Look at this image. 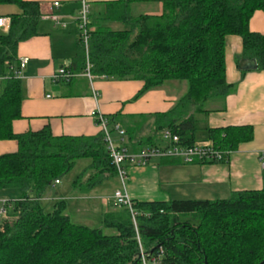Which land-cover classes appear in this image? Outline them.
<instances>
[{"label":"trees","instance_id":"16d2710c","mask_svg":"<svg viewBox=\"0 0 264 264\" xmlns=\"http://www.w3.org/2000/svg\"><path fill=\"white\" fill-rule=\"evenodd\" d=\"M142 1H108L101 16L88 15L85 56L78 38L81 71L88 63L92 76L140 81L136 98L171 81L185 82V92L168 111L149 116L153 122L145 138L135 135L146 115L129 116L126 122L119 115L103 117L110 132L115 125L124 130L129 153L162 147L165 130L178 136L180 146L194 147L195 115L208 112L231 91L225 38L240 37L244 58L255 59L264 70V34L249 29L254 12L264 13V0H160V14L131 16V5ZM2 5L18 11L7 15V30L0 28V141L14 140L17 148L0 155V199L6 200L0 214V264H143L141 253L146 264L264 261V187L212 201L131 200V208L117 205L91 227L73 222L63 200L42 201L80 159L89 160L71 182L80 195L110 183L117 171L101 130L89 137L54 136L47 127L11 131L23 98L17 47L38 34L41 11L36 1L0 0ZM110 23L122 28L112 29ZM248 133L238 127L211 129L207 147L223 152L225 160Z\"/></svg>","mask_w":264,"mask_h":264},{"label":"crops","instance_id":"0c3cea01","mask_svg":"<svg viewBox=\"0 0 264 264\" xmlns=\"http://www.w3.org/2000/svg\"><path fill=\"white\" fill-rule=\"evenodd\" d=\"M26 1L39 3L41 19L37 26L38 34L20 42L17 47V61L27 58V62L18 76L23 98L21 117L11 124L13 133L47 127L54 136H94L100 128L90 113L99 109L103 116L119 115L123 122L129 116L146 115L135 135L136 138H145L153 122L149 116L168 111L185 92V82H173L136 98L142 87L140 81L101 75L89 81L81 71L78 41L77 15L82 0ZM85 1L91 17H96L102 15L103 3L114 0ZM2 8L0 17H8L18 11L15 5H2ZM161 11L160 0H144L130 7L131 16L160 14ZM50 15L56 16V20ZM109 26L122 28L119 23H110ZM249 29L264 34V13L254 12ZM241 59H244L241 38L227 36L225 78L231 85V91L223 99L211 103L208 112L195 115L193 139L196 146L211 145L209 131L229 127L242 128L243 132H249V138L239 142L236 149L220 162L186 164L176 157L152 158L146 166L125 162L126 177L122 191L132 201H212L227 199L234 192L264 187V168L259 160V155L264 153V70H240L238 63ZM60 68H65L72 76L64 81H54L53 75ZM93 90L97 97L93 96ZM136 120L140 123V118ZM111 138L114 143L118 142L117 133L111 134ZM16 148L14 140L0 141V155L14 152ZM115 180L121 184L118 176ZM118 188L121 189L122 185L110 188V193L101 197L99 203L96 202L99 187L86 195L75 193L82 200L75 212L82 215V212L92 211L96 218L94 225H99L101 215L116 206L112 196ZM60 197L62 194H56L50 200L53 202Z\"/></svg>","mask_w":264,"mask_h":264},{"label":"built area","instance_id":"2783aa9c","mask_svg":"<svg viewBox=\"0 0 264 264\" xmlns=\"http://www.w3.org/2000/svg\"><path fill=\"white\" fill-rule=\"evenodd\" d=\"M57 6V3H54ZM89 5L85 0L81 1V7L77 15V26H78V38L80 39L85 55L87 54L88 49V40L90 36V30L88 29L89 22ZM53 20H56V16L50 15ZM10 26V18L9 17H0V28L2 30H7ZM27 62V58H22L19 61V68L16 71L17 76H19L20 70L24 68ZM89 65L86 64V69L84 70V75L86 78L91 81L94 76L90 74ZM72 76L71 72L66 70L65 68H60L53 75L54 81H64L69 79ZM104 77V76H103ZM93 96L97 97V93L93 90ZM91 116L94 120L98 121L97 126L104 133V140L107 143V148L109 151V155L111 158V162L116 168L117 176L121 180V189H117L113 192V201L115 205H125L128 208H131V199L126 195L122 189L124 188L123 180L126 177L125 170V162L133 163L138 166H146L152 158H163V157H176L179 158L181 162L186 164L203 162V161H214L220 162L224 159L223 152L218 150H214L212 147L207 146H194V147H183L178 144V136L171 134L169 131L165 130L162 132V138L167 142L162 147L152 148L147 147L139 151L138 153H129L124 144L125 141V133L124 130L115 125L113 127L115 133L118 135V142L114 143L111 138V132L107 125L106 119L103 117L102 113H100L99 109L92 111ZM228 153L226 152L225 155ZM228 156V155H227ZM259 160L262 168H264V153L259 155ZM59 182L56 180L55 184ZM5 199H0V214H5L4 203ZM142 263H145L144 255L141 253Z\"/></svg>","mask_w":264,"mask_h":264},{"label":"rangeland","instance_id":"374dc122","mask_svg":"<svg viewBox=\"0 0 264 264\" xmlns=\"http://www.w3.org/2000/svg\"><path fill=\"white\" fill-rule=\"evenodd\" d=\"M3 7H5V6H3ZM0 9H3L2 6H0ZM173 82L181 83L180 81H171V82H168L166 85H170ZM157 89H159V88H157ZM111 134L113 135V132H111ZM88 164H89L88 159L78 160L76 162V164L74 165V167L61 179V181H60L61 183L59 185H53V187L48 191L46 198H48L49 200L44 201V199H43V201L50 203V202H52L50 199L54 195L59 194V196H60L62 194V197H60L58 200H63L65 202L66 213L69 215L71 220L77 224H85V225L91 227V226H96V225H94L96 223L95 215L93 214L92 211L90 213H88V212L83 213L82 212V215L79 214L78 212H75V209L77 210V206L82 203L81 202L82 200L77 198V196L75 195V192H73L71 190V182L74 179L75 175L79 171H81L85 166H87ZM120 185H121L120 182L114 179L110 183H108L106 185L104 184L103 187L100 186L99 189L96 191V193H98L97 195H99V197L96 198L97 199L96 202L99 203L101 197L103 198V196L108 195L110 193V190H111L110 188L118 187ZM4 196L9 197L10 193H6V194H4ZM92 196L94 197V194H92ZM78 202H81V203H78Z\"/></svg>","mask_w":264,"mask_h":264},{"label":"water","instance_id":"95a60500","mask_svg":"<svg viewBox=\"0 0 264 264\" xmlns=\"http://www.w3.org/2000/svg\"><path fill=\"white\" fill-rule=\"evenodd\" d=\"M257 63L255 59H249V58H244L241 59L240 62L238 63V69L240 70H253L257 68ZM258 264H264V261L258 263Z\"/></svg>","mask_w":264,"mask_h":264}]
</instances>
